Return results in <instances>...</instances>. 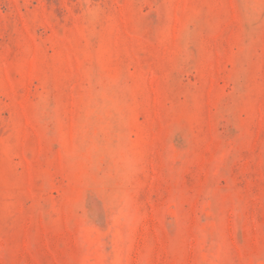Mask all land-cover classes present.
I'll use <instances>...</instances> for the list:
<instances>
[{"label": "rangeland", "instance_id": "rangeland-1", "mask_svg": "<svg viewBox=\"0 0 264 264\" xmlns=\"http://www.w3.org/2000/svg\"><path fill=\"white\" fill-rule=\"evenodd\" d=\"M0 264H264V0H0Z\"/></svg>", "mask_w": 264, "mask_h": 264}]
</instances>
